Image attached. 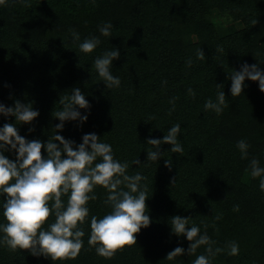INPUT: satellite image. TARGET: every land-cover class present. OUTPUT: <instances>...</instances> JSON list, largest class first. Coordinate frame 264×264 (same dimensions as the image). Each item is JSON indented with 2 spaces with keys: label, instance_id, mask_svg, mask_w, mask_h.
<instances>
[{
  "label": "trees",
  "instance_id": "1",
  "mask_svg": "<svg viewBox=\"0 0 264 264\" xmlns=\"http://www.w3.org/2000/svg\"><path fill=\"white\" fill-rule=\"evenodd\" d=\"M109 21L111 36H102L98 26ZM70 30L80 34L79 41ZM93 36L99 46L81 52L79 43ZM114 47L120 57L111 71L121 84L109 90L94 60ZM201 49L203 59L197 57ZM245 62L264 70V0H7L0 6V103H29L39 115L21 124L0 114V126L12 122L28 140H54L57 131L76 144L84 134L96 133L112 145L116 159L127 161L128 175L145 177L140 183L151 222L136 234V243L111 258L97 255L88 244L90 219L111 210L104 203L107 189L97 185L96 199L87 204L89 216L78 224L85 235L77 257L51 261L29 250L0 247V264H192L207 254L206 245L167 259L175 247L187 249L191 243L171 232L174 215L189 217V225L202 232L207 226L213 247L224 249L211 264H264V191L249 169L253 158L264 167V91L246 78L243 93L232 97L228 74ZM77 87L89 101V109H79L88 119L66 121L56 130L60 99ZM222 90L223 112L205 110V101ZM175 123H181L184 152L172 153V145L164 143L159 161L146 160L153 148L147 140L162 139ZM240 139L249 144L247 158L236 147ZM6 155L15 159L12 152ZM61 199L66 204L68 196ZM54 221L50 214L42 227ZM5 222L0 214V223ZM230 241L238 242V255H227Z\"/></svg>",
  "mask_w": 264,
  "mask_h": 264
},
{
  "label": "clouds",
  "instance_id": "2",
  "mask_svg": "<svg viewBox=\"0 0 264 264\" xmlns=\"http://www.w3.org/2000/svg\"><path fill=\"white\" fill-rule=\"evenodd\" d=\"M22 2L26 3L27 0ZM6 3L7 0H0V6ZM112 27L109 21L99 25L98 29L102 36L110 37ZM70 33L74 40H80L78 32L70 30ZM100 43L97 36L85 38L79 43V49L85 54L91 53ZM119 57L120 51L114 47L94 60L95 70L109 90L119 88L121 84L120 77L111 71L114 59ZM197 57L204 58L202 49L197 52ZM187 63L191 66V59ZM228 74L232 97L243 93L246 78L258 81L259 89L264 91V70L258 64L245 62L239 71L234 69ZM188 93L195 96L191 88ZM60 103L62 110L54 116L60 121L55 125L56 130H62L66 121H79L82 124L88 119L87 114L79 110L90 108L80 88H73L69 96L60 99ZM169 103L172 105L169 111H174L175 98ZM225 107L224 90L217 91L215 100L208 98L204 103L205 110L217 115ZM0 114L14 116L15 121L22 124L32 122L39 111L34 110L32 104L17 100L14 107L0 103ZM180 135L181 123H175L167 128V134L162 139L149 138L147 143L153 148L147 150L146 160L159 161L163 156L161 145L164 143L172 145V153L182 154L184 148L178 139ZM99 137L96 133H87L82 136V142L76 144L56 131L54 140H28L19 134L16 124L9 122L0 126V214L6 221L0 223V247H7L13 252L29 250L32 255L44 256L51 261L77 257L84 245L82 237L85 235L78 224H83L89 216L87 204L96 199L93 190L97 185L107 189L104 203L111 210L100 218L91 216L88 244L95 247L97 255L111 258L118 249L136 243V234L151 222L146 213L148 195L140 183L145 177L140 172L128 175L127 161L116 159L112 145L100 141ZM236 147L240 150L241 158H247V141L238 140ZM42 148L45 154H42ZM9 152L14 153L15 159L6 155ZM134 163L141 164L138 159ZM171 164V160L165 161L167 167L171 168ZM249 169L252 178H259V189L264 191V167L260 166V161L251 159ZM62 195L68 196L66 204L61 199ZM49 201L54 202L49 204ZM50 214L55 215V221L45 229L42 225ZM170 225L172 233L185 237L191 243L187 249L175 247L167 254L169 260L194 254L197 248L206 245L207 254L198 255L192 264H211V258L224 251L223 248L213 247L214 242L206 231V225L202 232L199 225H189V217L181 215L172 216ZM238 254V242H228L227 255Z\"/></svg>",
  "mask_w": 264,
  "mask_h": 264
}]
</instances>
